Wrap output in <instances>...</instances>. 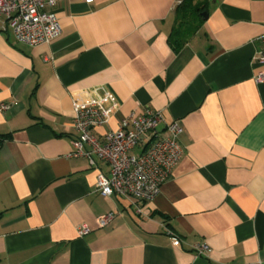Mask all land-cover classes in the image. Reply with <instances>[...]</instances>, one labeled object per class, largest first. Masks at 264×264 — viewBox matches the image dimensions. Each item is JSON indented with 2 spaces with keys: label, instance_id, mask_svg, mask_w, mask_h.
Returning <instances> with one entry per match:
<instances>
[{
  "label": "crops",
  "instance_id": "1",
  "mask_svg": "<svg viewBox=\"0 0 264 264\" xmlns=\"http://www.w3.org/2000/svg\"><path fill=\"white\" fill-rule=\"evenodd\" d=\"M182 1L61 0L60 35L34 47L0 23V264H264V81L253 60L264 0H205L206 18L175 52ZM100 87L119 104L92 132L100 141L146 110L183 129L182 157L150 202L100 195L108 166L69 156L70 94ZM80 225L91 232L80 238Z\"/></svg>",
  "mask_w": 264,
  "mask_h": 264
},
{
  "label": "built area",
  "instance_id": "2",
  "mask_svg": "<svg viewBox=\"0 0 264 264\" xmlns=\"http://www.w3.org/2000/svg\"><path fill=\"white\" fill-rule=\"evenodd\" d=\"M59 1L0 0L1 28L10 30L18 43L30 47L48 44L61 33V26L51 10ZM83 1L86 4L93 2ZM259 43L253 57L259 68L254 76L256 83L264 81V34ZM70 99L76 136L71 142L69 156L86 158L92 166L95 157L109 169L107 175L97 173V192L104 197L117 195L138 202H150L157 197L182 157L181 125L177 121L166 123L159 112L146 110L139 117L122 118L118 127L105 133L100 141L92 132L110 122L119 107L116 99L104 87L71 93ZM8 108V105H0L1 111ZM136 149L139 152L134 154ZM114 216L106 213L98 217V227H107ZM76 230L80 238L91 232L86 225H80ZM206 250L205 245L194 247L197 256Z\"/></svg>",
  "mask_w": 264,
  "mask_h": 264
},
{
  "label": "trees",
  "instance_id": "3",
  "mask_svg": "<svg viewBox=\"0 0 264 264\" xmlns=\"http://www.w3.org/2000/svg\"><path fill=\"white\" fill-rule=\"evenodd\" d=\"M205 11V0H183L176 8L175 25L169 38V44L175 52L181 49L202 24V14Z\"/></svg>",
  "mask_w": 264,
  "mask_h": 264
},
{
  "label": "water",
  "instance_id": "4",
  "mask_svg": "<svg viewBox=\"0 0 264 264\" xmlns=\"http://www.w3.org/2000/svg\"><path fill=\"white\" fill-rule=\"evenodd\" d=\"M202 16H203V19H205L207 15L206 14H202Z\"/></svg>",
  "mask_w": 264,
  "mask_h": 264
}]
</instances>
